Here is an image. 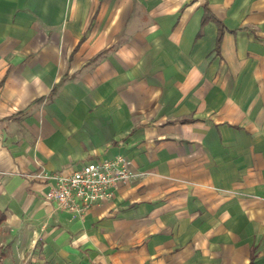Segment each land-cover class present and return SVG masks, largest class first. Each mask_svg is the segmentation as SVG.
Segmentation results:
<instances>
[{"label": "crops", "instance_id": "obj_1", "mask_svg": "<svg viewBox=\"0 0 264 264\" xmlns=\"http://www.w3.org/2000/svg\"><path fill=\"white\" fill-rule=\"evenodd\" d=\"M0 264H264V0H0Z\"/></svg>", "mask_w": 264, "mask_h": 264}, {"label": "built area", "instance_id": "obj_2", "mask_svg": "<svg viewBox=\"0 0 264 264\" xmlns=\"http://www.w3.org/2000/svg\"><path fill=\"white\" fill-rule=\"evenodd\" d=\"M145 174L136 171L128 157L117 155L87 163L68 174L50 173L42 168L33 176L49 182L45 197L54 201L58 210L83 217L94 204L111 199L120 183L131 182Z\"/></svg>", "mask_w": 264, "mask_h": 264}, {"label": "trees", "instance_id": "obj_3", "mask_svg": "<svg viewBox=\"0 0 264 264\" xmlns=\"http://www.w3.org/2000/svg\"><path fill=\"white\" fill-rule=\"evenodd\" d=\"M204 22H206V18L204 19ZM219 42H220V36H219V39H218V46H219Z\"/></svg>", "mask_w": 264, "mask_h": 264}]
</instances>
